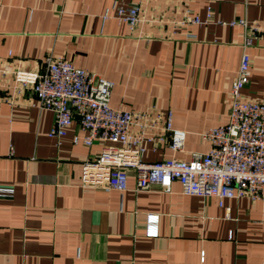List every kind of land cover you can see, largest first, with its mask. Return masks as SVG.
I'll return each mask as SVG.
<instances>
[{"label": "crops", "instance_id": "1", "mask_svg": "<svg viewBox=\"0 0 264 264\" xmlns=\"http://www.w3.org/2000/svg\"><path fill=\"white\" fill-rule=\"evenodd\" d=\"M116 1L142 8L134 30L115 17ZM208 8L211 22L181 23L185 11L204 19ZM239 18L262 30L241 91L262 100L264 0H0V68L40 70L48 53L62 55L112 80L114 107L171 109L183 148L148 141L144 159H187L207 150L203 130L228 120L244 36L229 23ZM53 117L0 73V185L14 188L0 196V264H264L263 201L219 205L178 180L169 191L138 189L132 169L124 190L84 186L82 162L101 144L82 142L78 115L60 139L49 136ZM148 214L158 215L155 235H146Z\"/></svg>", "mask_w": 264, "mask_h": 264}, {"label": "built area", "instance_id": "2", "mask_svg": "<svg viewBox=\"0 0 264 264\" xmlns=\"http://www.w3.org/2000/svg\"><path fill=\"white\" fill-rule=\"evenodd\" d=\"M111 10L131 30L143 19L138 4L116 1ZM212 20V9L208 8L204 19L185 11L181 23L207 24ZM229 25L242 26L244 36L237 73L228 88V120L203 130L201 136L209 143L207 150L192 151L187 159H144L148 141L166 143L172 150L183 148L185 131L173 127L171 109L114 107L110 104L114 82L62 55L48 53L40 70L14 67L6 62L0 73L12 74L17 92L30 89L39 106L53 112L49 136L60 139L78 115L80 128L85 131L82 142L91 145L99 141L100 151L82 162L84 186L124 190L132 169L138 189L156 184L169 191L172 182L178 180L183 193L213 196L219 205L227 197L247 196L264 202V99L245 98L241 92L250 78L248 48L262 30L244 18ZM13 192V187L0 185V196ZM157 219V214L147 215L146 235L157 233ZM203 258L202 253L200 259Z\"/></svg>", "mask_w": 264, "mask_h": 264}, {"label": "water", "instance_id": "3", "mask_svg": "<svg viewBox=\"0 0 264 264\" xmlns=\"http://www.w3.org/2000/svg\"><path fill=\"white\" fill-rule=\"evenodd\" d=\"M68 105L70 106V103Z\"/></svg>", "mask_w": 264, "mask_h": 264}]
</instances>
